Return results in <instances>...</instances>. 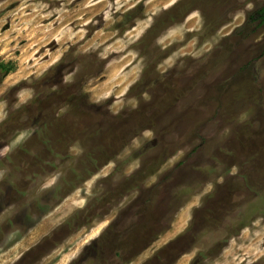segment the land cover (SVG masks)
I'll return each instance as SVG.
<instances>
[{"label": "rangeland", "instance_id": "rangeland-1", "mask_svg": "<svg viewBox=\"0 0 264 264\" xmlns=\"http://www.w3.org/2000/svg\"><path fill=\"white\" fill-rule=\"evenodd\" d=\"M264 0H0V264H264Z\"/></svg>", "mask_w": 264, "mask_h": 264}, {"label": "trees", "instance_id": "trees-1", "mask_svg": "<svg viewBox=\"0 0 264 264\" xmlns=\"http://www.w3.org/2000/svg\"><path fill=\"white\" fill-rule=\"evenodd\" d=\"M257 17L260 19V22L262 24H264V7L260 8L258 11H257ZM12 69H10L9 67L7 66H3L1 65L0 66V72L4 75V74H7L11 71Z\"/></svg>", "mask_w": 264, "mask_h": 264}, {"label": "flooded vegetation", "instance_id": "flooded-vegetation-1", "mask_svg": "<svg viewBox=\"0 0 264 264\" xmlns=\"http://www.w3.org/2000/svg\"><path fill=\"white\" fill-rule=\"evenodd\" d=\"M1 187V186H0Z\"/></svg>", "mask_w": 264, "mask_h": 264}]
</instances>
